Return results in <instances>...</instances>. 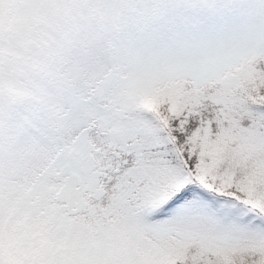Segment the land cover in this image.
Listing matches in <instances>:
<instances>
[{"label":"snow or ice","instance_id":"obj_1","mask_svg":"<svg viewBox=\"0 0 264 264\" xmlns=\"http://www.w3.org/2000/svg\"><path fill=\"white\" fill-rule=\"evenodd\" d=\"M0 264H264V0H0Z\"/></svg>","mask_w":264,"mask_h":264}]
</instances>
